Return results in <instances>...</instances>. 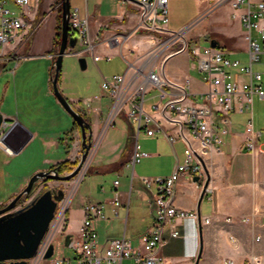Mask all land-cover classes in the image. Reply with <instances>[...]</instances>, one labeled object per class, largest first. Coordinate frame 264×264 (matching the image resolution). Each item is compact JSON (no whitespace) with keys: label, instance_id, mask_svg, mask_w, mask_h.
Segmentation results:
<instances>
[{"label":"crops","instance_id":"obj_1","mask_svg":"<svg viewBox=\"0 0 264 264\" xmlns=\"http://www.w3.org/2000/svg\"><path fill=\"white\" fill-rule=\"evenodd\" d=\"M60 1L30 0L28 16L33 23H39V27L25 45L14 50L16 60L8 53L0 61V114L5 126L11 127L4 141L0 138V207L22 191L33 174L54 169L64 162L73 166L81 157L79 127L57 101L51 86L52 65L59 47L56 48L55 42ZM218 1L168 0L165 30L170 33L190 30L191 34L202 35L205 31L203 22L208 19L207 29L212 32L213 38H204V41L210 46V41L215 40L216 48L222 49L227 58L237 60L232 58L234 53H248V43L241 22L231 18L232 8L228 0H223L225 4L206 19L201 18L208 6ZM10 7L15 10L14 5ZM73 9H77L79 16L88 22V41L94 46L98 58L94 59L91 55L84 57L91 58L89 75L93 73L96 83L100 78L108 77L107 62L120 58L126 63L122 53L144 46L148 50L151 35L139 26L136 3L70 0V10ZM201 23L198 30L197 26ZM259 24L264 29V19ZM253 31L256 36L253 37L252 32L251 36L257 39L261 48L257 62L260 63L264 56V43ZM164 35L168 36L166 32L162 33ZM111 37L118 40L116 46L108 44ZM82 49L78 42L73 48H67L64 57L67 56L69 76L60 72L57 83L62 95L81 113L92 130V148L84 164V173L79 176L75 193L68 203L62 238L64 241L66 236H76L85 207L100 204L104 218L94 224L97 242L103 244L123 236L135 242L152 223L148 202L150 193L143 188L140 177L171 174L176 164L183 160L185 145L180 140L170 143L161 134L147 136L141 131L137 142L145 156L132 166L137 125L124 114H118L110 126H104L109 98L101 87H98L99 94L96 93L97 88L92 90L89 87L88 74L82 73L87 70V63L84 70L72 65L74 57H78L74 53ZM186 54L191 67L196 70L190 55ZM174 56L166 60L164 73L176 83L189 79L194 94L192 100L196 102L209 86L202 75H198L197 79L187 72L181 76L168 75L165 67ZM126 69L113 75L123 74ZM232 73L240 80L247 79L246 75L235 70ZM155 94L154 90H150L146 95L147 112H152ZM196 103L200 104V100ZM154 116L165 131L175 133L171 113H167V117ZM248 117L246 113L230 115L229 133L222 138L223 152L202 157L209 181L199 204L201 241L197 218H176L179 237L170 238L167 230L163 233L166 243L160 249V255L167 264H194L200 247L198 264H222L226 260L247 264L252 255L264 264V154H251L242 149ZM193 179L187 175L180 177L174 205L181 211L196 215L205 175L198 181ZM114 181H118L116 187ZM49 182L42 183L49 185ZM115 191L120 202L117 216L114 214ZM250 217V222H244ZM256 237L258 241H255Z\"/></svg>","mask_w":264,"mask_h":264},{"label":"built area","instance_id":"obj_2","mask_svg":"<svg viewBox=\"0 0 264 264\" xmlns=\"http://www.w3.org/2000/svg\"><path fill=\"white\" fill-rule=\"evenodd\" d=\"M120 1H132L138 5L139 26L151 35V41L142 60H138L134 50L121 54L127 64L125 73L103 77L100 87L110 100L104 126H110L118 114H124L137 125L131 156L132 166L145 156L137 142V135L141 131L147 136L161 134L170 143L182 141L185 145L183 160L167 176L140 177L143 188L150 193L148 202L152 223L135 242L123 236L99 244L94 224L96 220L104 218L101 213L102 205H88L77 235L69 238L68 246L74 251L75 258H66L60 252L61 245L54 243V236L66 221L56 209L47 235L27 264H167L160 255V249L166 243L163 233L167 230L170 238H178L175 219L196 218L194 213L181 211L174 205L180 177H204L202 157L223 152L222 138L229 133L230 115L248 114L242 149L251 154H264V143L261 141L264 130L255 129L253 111L255 98L264 101V71L252 70L253 64L259 61L261 48L257 39L251 36V32L255 30L264 43V29L259 24L264 19V1L228 0L232 8L231 18L239 20L244 29V37L248 43V66L227 58L222 49L209 45L201 47L199 44L189 45L185 42L179 50L170 51V38L180 32L170 33L165 30L168 24V0ZM10 5H14L17 10L11 9ZM29 11L30 0H0V61L8 53L16 60L14 50L25 45L37 31L39 23H33L29 19ZM68 29L69 36L74 37L83 47L74 54L78 57L91 55L97 59L95 48L87 37L88 22L79 16L77 9L70 10ZM165 32L171 37L158 40L157 36ZM108 44L116 46L118 40L111 37ZM183 51L190 55L195 69L209 86L208 91L198 97L200 104L196 103L198 99L196 102L192 100L194 94L189 79L176 83L164 73L166 60ZM233 70L246 75L247 79H238L232 73ZM150 90L156 92L151 113L145 110V99ZM167 113L173 116L171 121L176 129L174 134L165 131L154 116L167 117ZM117 185L118 181H114V186ZM113 201L116 206L114 214L117 216L120 202L116 191ZM251 218L244 219V222H250ZM258 240L256 237L255 241ZM49 245H53V254L45 259ZM222 264L234 262L226 260ZM247 264L261 262L252 255Z\"/></svg>","mask_w":264,"mask_h":264},{"label":"water","instance_id":"obj_3","mask_svg":"<svg viewBox=\"0 0 264 264\" xmlns=\"http://www.w3.org/2000/svg\"><path fill=\"white\" fill-rule=\"evenodd\" d=\"M61 26L60 43L56 54V59L52 65L51 86L53 94L63 109L72 117L78 125L81 135L82 153L76 167L68 174L59 175L55 169L40 171L33 174L26 186L8 204L0 208V264H27V261L34 257L37 248L43 238L47 235L50 224L54 219L58 204L63 201L64 193L62 190L54 192L47 190L31 200L27 205L17 209L18 201L23 197H29L34 187L45 181H69L76 178L83 170L84 164L92 148V130L90 124L84 117L76 111L69 101L62 95L58 88V78L61 72L62 59L66 55L68 47L76 45V39L69 36L68 20L70 14V0H61ZM210 46L216 48L217 42L210 41ZM81 70L86 68L85 57L78 58ZM0 114V138L4 141L11 131V127H6ZM203 165L205 181L199 198L196 211L198 221L199 237L201 241V225L199 215V204L204 195L209 181V175ZM198 181L199 177L193 179ZM65 245L68 246L69 236L64 238ZM53 254V245H49L44 258L49 259ZM201 256V247L195 258L194 264H198Z\"/></svg>","mask_w":264,"mask_h":264},{"label":"rangeland","instance_id":"obj_4","mask_svg":"<svg viewBox=\"0 0 264 264\" xmlns=\"http://www.w3.org/2000/svg\"><path fill=\"white\" fill-rule=\"evenodd\" d=\"M57 1L59 3L60 0H57ZM224 4H225V2H223V0H220L218 2H214V3L210 4L208 6V8L202 13L201 18L203 20L206 19L209 14H211L213 11H215L216 9H218L219 7H221ZM59 7H60V4H59ZM15 10H17L16 7H15ZM209 22L210 21L208 19L205 20V22H203L204 23L203 27L205 26V28H204L205 31L202 35L191 34V32H189L190 30H184V31L180 32L179 34H176V36L173 35V37L170 38V42L172 44L170 51L179 50L182 47V44L185 42L188 43L189 45L190 44H199L201 47L207 46L208 43L206 41H204V38H213L212 32L207 29V27L209 26ZM201 25H202V23L197 26L198 30L201 29ZM252 36L253 37L256 36L254 31H252ZM169 37H171V36H165V35L162 36V34L157 36L158 40H161V41H163ZM145 50H147L146 46L135 50L136 55L138 57V60H142L146 56L147 51H145ZM0 52H1V48H0ZM183 52L184 53H180V54L174 56L173 58H171L167 62L166 67H165L166 73L168 75H171V76H179V75L181 76L187 72L192 78L197 79L198 75H201V73L198 70H194L191 67V61L188 58L186 59V55H187L186 51H183ZM66 57H63V59H62L61 72L69 76V74H68L69 73V66L67 64V58ZM232 58L239 60L241 65L248 66V60H249L248 53L236 51ZM85 59H86V63L88 65V68L86 71H82V73L86 72V74H88L87 81H88L89 87L92 90H95L97 88L96 93L99 94L100 89L98 87H100V82L102 81V78H100L101 80L99 81V83L95 82L96 78H95V76L93 77V73H91V76L89 75V71L91 70V68H90L91 66L89 65L91 62V58L85 57ZM107 63L108 64L106 65V67H107L106 70L108 71V73H107L108 77L115 74V73H119V72H121L127 68V64L123 63V61L120 58H117L116 60H114L112 62H107ZM72 65H74L75 67L80 69L79 64H78V57H74ZM263 65H264V56L261 57L260 63H255L253 65V71H264ZM67 68H68V70H67ZM94 68H95V66H94ZM95 70L97 72V75L100 77L96 68H95ZM91 77H92V79H91ZM253 111H254L255 129L256 130H264V101H260L257 98H255L254 103H253ZM261 141L264 143V134L262 135ZM78 160H79V158H78ZM77 162L78 161H76V163H73V166H74L73 168L76 167ZM84 169H85V167L83 168V170ZM83 170L76 178H73L69 181H50L49 185H44L42 182L37 184L35 186V189L33 190V192L31 193V195L29 197H23L18 201L17 209L24 207L31 200H33L35 197L39 196L40 194H42L43 192H45L47 190H52L54 192H57L58 190H62L64 193V198H63V201L58 204L57 211L59 212L60 216H62L66 220L68 203H69L71 197L75 193L76 186H77V183L79 181V176H81L82 173H84ZM165 176H167V175H165ZM141 177L152 178V177H157V176L142 175ZM1 207H3V206H1ZM64 229H65V224H63V226L60 227V230H58V232L54 236V243H59L61 245V251L60 252L66 258L74 259L75 258L74 251L72 250V248L65 245V243L63 241L62 232ZM72 264H75V262H73Z\"/></svg>","mask_w":264,"mask_h":264},{"label":"trees","instance_id":"obj_5","mask_svg":"<svg viewBox=\"0 0 264 264\" xmlns=\"http://www.w3.org/2000/svg\"><path fill=\"white\" fill-rule=\"evenodd\" d=\"M60 26H61V7H59V17H58V23H57V33H56V42H55L56 48L59 46V43H60V30H61ZM73 167L74 166H70L69 163L64 162V163L57 165L54 169L58 172L59 175H62L66 172L72 171Z\"/></svg>","mask_w":264,"mask_h":264}]
</instances>
